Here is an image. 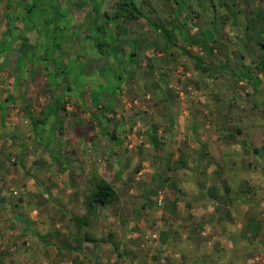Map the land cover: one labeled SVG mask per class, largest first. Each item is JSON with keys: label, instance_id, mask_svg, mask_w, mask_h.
<instances>
[{"label": "rangeland", "instance_id": "1", "mask_svg": "<svg viewBox=\"0 0 264 264\" xmlns=\"http://www.w3.org/2000/svg\"><path fill=\"white\" fill-rule=\"evenodd\" d=\"M165 1L146 0L140 7V19L128 20L121 15L119 27L108 26L114 36H120V28L127 31L125 37L120 36L121 43L118 40L114 42L115 51L123 50L115 59L118 64H114L110 47L103 50L104 55L98 53L89 37H85L86 34L93 36L94 31L88 28V24L80 25L89 22L87 14L92 16V0H25L36 4L30 22L19 17L16 0H0V20L13 29L14 35L25 33L29 42L34 44L26 59L20 60L19 68L16 67L18 52L12 47L0 55V106L3 107L0 108V194H12V209L22 205L23 220L28 224V231L23 229L25 225L19 224L12 236L0 237V256L16 253L19 257L16 264H71L74 257L81 260L82 245L78 255L74 251L58 252V246L64 241L68 243L67 239L72 242L76 233L73 221L63 219L58 213L61 205L59 194L64 191L61 187L62 173L58 170L63 157L72 162L76 159L78 164H82L81 144L90 141H97L99 147L93 152L95 160H106V154L112 152L106 151L104 143L110 140L104 138L103 130L108 128L111 131L113 122H117L116 116L127 127L123 134H119L125 154L119 149V154L113 153L126 155L133 164L127 172L131 178L118 188L119 194H146L145 198L140 195V198L129 201L130 205L135 208L140 201L146 206L147 198L151 206L143 205V208H152L156 212L153 214L155 225H151L149 213L136 215L130 224L132 228L136 227L132 229L136 236L142 234V230L144 234L149 232L142 249L148 250L147 258L156 256L153 252L160 247L157 239L161 232L159 226H164V223L171 229L176 221L175 215L168 210V203L175 196V190L169 185L174 183L176 188L181 185L177 189L182 194L180 207L183 209L188 204L183 194L188 193L181 188L186 189L187 185L196 188L195 179L199 178L198 174L193 178L183 169H165L161 164L165 163L167 155H173L170 161L173 163L180 150L192 168L195 153L200 146H205L207 157L198 159L200 166L207 167L204 191L210 184L221 185L224 180L230 187L229 194L242 190L248 194H264V150L261 154L254 151L264 145V113L260 109L264 100V68L260 67V62H264V49L257 45L258 42L264 44V33H260L264 22V0H235V5H231L229 0H211L212 6L206 0L169 1L170 6L179 11L177 23L182 35L194 34L200 29L211 30L214 25L217 41L209 43L212 55H207L199 46L188 47L182 42L164 48L163 40L152 32L147 19L168 23L173 15L165 7ZM98 2L101 11L109 15L118 12V0ZM51 5L61 16L57 14V18L53 15L51 18ZM187 18L190 20L188 23ZM4 28L0 30V40H3ZM133 40L136 54L128 64L126 61ZM182 49L207 64H224L226 68L211 73L195 71L191 59L180 53ZM240 65L249 67L260 80L255 95L250 85L232 78L231 72L238 74ZM112 71L116 76L122 75V83L113 79ZM111 86H119L113 97H110ZM76 89H80L78 97L74 96ZM55 95L62 97L63 108L58 111L60 119L54 127L58 132L57 141L48 143L50 153L37 142V137L34 138L28 116L43 119L44 108ZM7 97L10 100L5 101ZM94 115L98 118L94 119ZM176 117H180L179 123ZM52 119L48 118L46 125L40 126H51ZM152 125L158 129L156 136L162 143L157 148L147 141ZM51 154L55 155V161L50 158ZM234 159L238 166H233ZM239 166L247 169L242 173L246 178H256L255 183L246 179L237 183L239 179L231 175L238 171ZM138 167L139 170H135ZM254 171L256 173L251 174ZM154 172L157 177H166L163 184H158V178L152 175ZM176 172L183 176L177 179ZM227 175L234 182L228 183ZM159 190L164 196L161 207L154 205V197ZM44 195L50 196L49 201L46 202ZM200 205L206 206L197 203ZM113 210L116 215L119 208L113 207ZM165 212L172 220L164 216ZM258 212L264 213V204L259 206ZM11 217L13 215L10 214L0 217V223L14 224ZM90 217L97 237L105 238L106 234L114 238L118 236L119 233H109V229L96 223L97 218ZM205 218L204 222L208 221ZM64 230L70 232L66 238ZM47 233L51 237L41 240L40 237ZM151 238L154 243L150 242ZM256 254L254 264H264L262 253ZM256 256L260 257L257 262ZM152 261L150 264H159L158 260ZM86 263L92 264L93 260L87 259Z\"/></svg>", "mask_w": 264, "mask_h": 264}, {"label": "crops", "instance_id": "2", "mask_svg": "<svg viewBox=\"0 0 264 264\" xmlns=\"http://www.w3.org/2000/svg\"><path fill=\"white\" fill-rule=\"evenodd\" d=\"M3 32L4 30L2 31V33ZM11 32L12 35L14 36L13 29H11ZM20 34H23L28 39L25 33H20ZM2 41L3 40H0V45ZM11 47L15 50V45ZM20 57H21L20 54H18L16 67H18L19 65L18 61ZM64 93H66V91ZM252 93L254 94V90ZM74 96L77 97L80 96V89L75 90ZM61 98L62 97L58 95L53 96L51 102L45 106L43 113L46 114L47 111L53 112V109L58 105V104L56 105L55 101ZM8 100H10V97H7L5 101ZM27 101L28 100L26 99V102ZM25 107L28 108V106ZM0 108L2 109L3 107L0 106ZM57 115L59 117V112L57 113ZM93 118L97 119L98 117L94 115ZM179 118L180 117L175 118L178 123H179ZM115 121L117 122H113L112 127L110 128L111 131L107 128V130L105 131L106 133L103 132L104 138L110 140L104 143L106 151L112 152L109 155L106 154L107 156L106 160L102 162L95 160L97 158L94 157L93 152H96L97 148L99 147L97 141L96 142L90 141L87 144L86 143L81 144L84 155V162L82 164H78L76 159H74L73 162L71 161V163H69L68 160L67 163L66 158L68 157L65 158L63 157L61 159L62 160L61 169L58 170L60 173H62L61 187L64 190L63 194H59V196L61 197L60 198L61 205L59 206V212H58L59 215L61 214L63 219H67L69 222L72 217L71 215H73L74 217L75 216L83 217V218L86 217L89 223L86 226L85 231L88 232L89 229V233L92 236V238L96 239L94 242L92 241L90 243H82L81 251H83V253H81L82 255L79 254L81 256L80 257L81 260L86 259L85 260L86 262L87 259H91L93 260V263L96 262L97 264L100 263L150 264L153 262L152 260H158L157 263L159 264H254L253 257L257 255L256 253H260V254L262 253V255L264 256V223H263L262 233L255 238L250 237L247 232L245 233V226H244L246 222L245 215L249 212L251 208L250 207L251 204H258L257 207L259 209V206L264 204V194H240L241 192L239 191L233 194H228L229 197L231 198L236 197V198L235 201L231 203V205L226 207L229 211L230 219L225 220V219H217L214 213V207L216 205L215 202H212L208 197H206L205 194H199L197 188L192 189L191 185H187L186 189L184 188L181 189L188 193L183 195H185V200L188 202L189 205L186 203L183 209L180 207V205L182 204V200H181L182 194H179L178 201L176 203V211L174 214L175 217H173L175 218L174 220H176L175 224L171 229L168 226H165L164 223H163L164 226H159L161 232L160 235L157 234L158 235L157 239L160 240V247H157L156 251L153 252L156 256L147 258L148 250L145 251L142 249L144 247L143 241L146 242L147 241L146 238H148L150 234L149 232L144 234V231L142 230L141 231L142 234H138L139 236H136V234L135 233L133 234L132 231V229L134 228L136 229V227L133 226L132 228L130 224L132 220L134 221L136 215H140L144 213L146 215L151 214L150 216H148V218L151 221V225H155L153 214H155L156 212L155 209L153 210L152 208H148V209H145V207L143 208L144 202L138 201V206L135 208L133 207V205H130L129 201H131L132 199L140 198L141 194H119L118 188L124 186V184L127 181H129L131 178L127 172L129 168L133 166V164H130L129 158H127L126 155L116 156L113 153V152H117L119 149V151L122 150L121 152L125 154V148H121L123 147V139L121 138L120 135L123 134L122 133L123 129L127 128L126 124H124V121L122 122L118 116L115 117ZM173 125L175 126V124ZM192 125L193 124L190 123L191 127ZM53 126L54 125L51 123V126H47L46 129V128H42L39 125L38 133L33 129L32 125L30 126V128L33 136L35 134H38L39 137L43 135L44 138H41L42 136L38 139L34 137L39 143V141L41 142L44 139H47L45 138L46 137L45 135H48L49 132H46V130L51 128L54 129ZM177 127L178 126L174 128L175 130L173 129V133H175ZM108 131L110 132L115 131L114 139H109L108 134L110 132ZM57 134L58 132L54 130L53 139H51L50 141L56 143ZM92 144H94V147H91ZM74 145L75 144H73L72 146ZM261 147L262 146L259 147V150L261 149ZM94 148L96 151H94ZM46 150L47 152H51L49 145L46 146ZM118 152L116 154H119ZM225 153L226 151L223 152V154ZM54 156H55L54 154H51L50 158H52L53 160ZM176 157L177 154H175L174 158L176 159ZM235 160L236 159L233 160L234 163L233 166H238L239 164L237 165L236 164L237 162ZM164 164L165 163L163 162L161 165ZM242 164L244 165V162ZM241 167L239 166L238 169L239 172L235 170L234 171L235 174L231 175L232 177L235 176L237 177V179H239L237 183H240L241 179H246L251 183H255L256 178L251 179V176L246 178L245 175H242V173L246 172L247 169H245L244 166ZM72 170L73 172H71ZM176 173L175 175L177 179L178 177L180 179V177L183 176L181 173H177V174ZM255 173L256 171H254V173L251 174H255ZM138 174L139 172L137 173V175ZM91 175H98L99 177L104 179L113 187L114 191L116 192L118 200L113 204L114 206L110 205V206L100 207L96 211L97 215L95 216V218L98 219L97 221H95L96 223H101L102 226L110 230L107 232L119 233L117 234L118 236H116V238H114L113 235L112 237H109L110 236L109 234L108 235L106 234L105 238H103V236L97 237V235L93 231L92 219L90 215H88L85 212L83 202L85 195L87 193V189L90 186L89 179ZM152 175L156 176L155 172L152 173ZM231 176L227 175L226 177L228 183L230 181L234 182ZM157 178H158L157 179L158 182H160L158 184H163L164 179L166 177L159 176ZM180 186L181 185L178 184L177 188L179 189ZM130 192H132V189ZM252 192L253 191L251 190V193ZM141 196H143L144 198L147 197L146 194H143ZM11 197L12 194H0V217L2 216L5 217L10 214L11 216L13 215V218L12 217L11 218L12 221H14V224L0 223V237L3 235L12 236L13 232H16L15 230H17L19 224L25 225L23 229L25 231H28L27 230L28 224L27 223L25 224L23 220L24 219L23 215H25V213L23 212L24 207L22 205L20 206L17 205L16 208L13 210L12 209L13 207H11L12 206ZM43 197L46 198V202L49 201L50 199V196L48 195H44ZM156 198H157V194L154 197L155 199L154 205L156 202ZM163 202H164V196H163ZM197 203H203L206 206L204 205L197 206ZM111 206L119 208L118 213L116 215H115V210L111 211V209L113 208ZM128 215L130 217H128ZM183 215L186 216L183 217ZM119 216H121V219H119ZM164 216L166 218L169 217V219H171L170 215L167 212H165ZM261 216L264 219V213H261ZM205 217L208 218V221L204 222ZM199 221L203 222L201 229H198V227L194 226V224L196 223L197 225V222ZM191 222H192V226H194L192 227V229H191ZM191 231L195 233L192 234ZM68 233H70L69 230L67 231L64 230L65 238L68 237ZM67 241L70 246L72 245L74 247L76 245L75 239L72 242L69 239H67ZM150 242L154 243V239L151 238ZM66 245L67 243L66 241H64L63 244H61V246H58V251L60 250V252H66L64 250L66 248ZM117 245L121 247V250H118V254L119 252H121L120 253L121 257L118 254H116L115 250H113ZM151 250L149 252H152ZM12 254L13 255L9 254V256H0V264H16L17 259H19V257L17 256L16 253H12ZM75 254L78 255V252H75ZM263 256H261V258ZM259 258H260L259 256L258 257L256 256L257 259L256 262L258 261Z\"/></svg>", "mask_w": 264, "mask_h": 264}, {"label": "trees", "instance_id": "3", "mask_svg": "<svg viewBox=\"0 0 264 264\" xmlns=\"http://www.w3.org/2000/svg\"><path fill=\"white\" fill-rule=\"evenodd\" d=\"M17 2H15V6L18 8V13H19V17H22L26 22H30L31 21V16L33 14V9L35 7V2H31L32 4H29L27 2H25V0H16ZM35 1V0H33ZM49 2H52V0H48ZM169 1L172 2V0H166L165 1V7L167 8V10L173 15V17L171 18V20L166 23V24H161V23H155L152 22L151 20L147 19V23L149 24L152 32L156 35H158V37H160L163 40V44H164V48H170L174 45V43L176 42H182L184 43L186 46L188 47H193V46H199L202 50H204V52L207 55H212V48L211 46H209V43H216L217 39L215 37L214 34V25L212 27L211 30H203L200 29L198 30L196 33L194 34H184L182 35V31L180 29V26L177 23V18L179 16V11L177 10V8H173L172 6H170ZM176 3L178 2V0H174ZM146 2V0H118V2L116 3V8L118 10V12H116L113 15H109L107 14L105 11H101V4L98 2V0H92V7H91V11H92V16H89V14H87L88 16V20L89 22H85L84 24H80V25H85L88 24V28H92V30L94 31V35H88L86 34L85 37H89L91 44L94 48L98 49V53L104 55L103 51L106 48L111 49V55L114 60L117 59V55L119 52L123 51L122 48L118 49V52L115 51L117 49V47H115V41L116 40H120V36L123 35V37H125L127 35V31L123 28H120V36H114L112 33V30L109 29V25H113L114 27H119L118 26V18L123 15L126 19L128 20H137L140 19L142 17V13L140 11V7L141 5H143ZM206 2L212 6L211 4V0H206ZM229 2L231 3V5H235V0H229ZM181 3H183L181 1ZM50 9H52V14H51V18L53 15V18L56 17L57 18V14L59 16H61V13L58 12L57 8L54 6H50ZM88 13V12H87ZM262 19H264V17H262ZM50 22L51 19L49 20ZM188 23L190 20L187 18L186 20ZM79 25V26H80ZM5 27V28H4ZM2 28H4V32L2 33L3 35V41L1 43V48H0V55H2L5 51H7V49L13 45H15V50L18 52V54H20V60H24L26 59V56L28 53H31V50L34 47V44H31L28 39L23 35V34H19V35H12L11 29H9V25H6L4 21L0 20V30H2ZM92 30H89L90 32ZM92 31V34H93ZM260 33H264V22L260 28ZM120 42V41H119ZM10 43V44H9ZM121 43V42H120ZM121 45V44H120ZM257 45L261 48L264 49V44L262 42H258ZM113 48V50H112ZM130 53L128 54V59L126 61V63L131 64L133 61V57L136 54V43L133 40V42L131 43V49H130ZM180 53L182 55H186L187 57H189L193 63V69L195 71H199V72H208L211 73L213 71H218V70H224L226 68V66H224V64H219L217 66H213L210 64L205 63L201 58L197 57V56H193L189 53H187L184 49L180 50ZM106 54V53H105ZM117 63L118 64V60H115L114 64ZM19 64V63H18ZM112 67V65H111ZM260 67L264 68V62H260ZM19 68V65H18ZM239 69V73L235 74L233 72L232 73V78H235L237 81L240 82H245V84L250 85L253 90H254V95L257 93L258 91V86L260 84V80L255 77L250 68L246 67L244 65H240L238 67ZM112 77L113 79L116 78L117 81H119V83H122L123 79H122V75H115V73H113L112 71ZM74 83V82H72ZM118 83V84H119ZM110 85H113L111 83H109ZM119 89V86H111V91H110V97H113L115 92ZM92 93H95V91H93ZM97 93V92H96ZM98 95L100 96V91L98 93ZM63 100L61 99H57V101H55L56 103V107L53 109V112H49L47 111L44 118L43 119H39V118H33L28 116V119L33 127V129L35 131H37L38 133V127L39 125L45 126L46 125V121L48 120L49 117H53V121L52 124L54 125L53 127H55L58 124L59 121V117L57 115L58 111L60 109L63 108V104H62ZM62 105V106H61ZM260 109L262 111V113H264V100L260 105ZM28 113V112H27ZM28 115V114H27ZM169 121H171L170 117L168 118ZM47 129V128H46ZM157 128L152 125L150 126V131L148 132V142L154 146L155 148L160 147L161 146V142L159 141V139L156 136L157 133ZM104 133H106V130H103ZM46 132H49V134L45 137L47 139H44L43 141H39V143L41 145H43L45 148L48 145V143L50 142L51 139H53V132L54 129H48L46 130ZM35 138L37 137L38 139V134L34 135ZM109 139H114L115 137V131L110 132L108 134ZM42 138V137H41ZM241 146L242 143H241ZM91 147H94V144L91 145ZM264 150V145L261 147L260 150H254L256 153L261 154L262 151ZM96 151V150H94ZM246 151V150H245ZM51 153V152H50ZM208 155V152L206 150L205 146H200V150L197 151L195 153V159H194V166L191 168L189 167L187 160H186V156L183 152H181L179 150V156L173 161V163H170L171 158L173 155H167V158H165V164H164V168L165 169H169L171 168H175V169H183L186 170L187 172H189V174L194 178L197 174L199 175L198 179H195V184H196V188L199 194H205L206 197H208L212 202H215L216 205L214 207V213L217 217V219H230V214L228 209L226 208L227 206L231 205V203H233L235 201V198H231L229 197V188L226 183L224 182V180L222 181L221 185H216L214 183L210 184V186H208L205 191L203 190V183L204 180L206 179L205 173H206V166H200L198 163V159L201 160L203 158H206ZM55 158V157H54ZM53 158V161H55V159ZM66 161L68 163V158H66ZM69 163H71V161L69 160ZM172 166H171V165ZM201 167V169H200ZM135 170H139L138 168H135ZM203 179V181H202ZM89 188L87 189V193L85 195L84 198V202H83V206L85 208V212L90 215V216H96L97 213L96 211L103 206H110L113 205L115 202H117V195L116 192L114 191L113 187L106 182L104 179H102L101 177H99L98 175H91L90 179H89ZM203 187V189H202ZM170 189H174V198L171 199V201L168 203V210L172 213V215L175 214L176 211V203L178 201V195L180 194L179 190L176 188V186L174 185V183H171L169 185ZM160 191V190H159ZM240 194H248V192L246 190H242L240 191ZM239 194V193H238ZM157 200V198H156ZM146 206H151V201L146 199ZM156 203V202H155ZM248 203V202H246ZM258 204H251V208L249 210V212L245 215L246 217V222L244 224L245 226V233L247 232L249 234L250 237H257L259 234L262 233V228H263V223H264V219L261 216V212H258ZM71 220L73 221V228L75 230V235H74V239H75V243L76 245L74 247L70 246L68 243L66 245V248L64 249L65 251H74V252H78L81 248L82 243H90V242H94L96 239L92 238V236L89 234V232L84 231L83 232V227H86L88 225V220L86 219V217H71ZM203 225V222L199 221L196 224H194L195 227H198V229H201ZM191 225V229L192 227H194ZM58 234V233H57ZM244 234V231H243ZM111 236V235H110ZM51 234L47 233L44 236H41L40 239H46V238H50ZM73 239V240H74ZM98 241V240H97ZM104 243V242H103ZM115 250L116 254H118V250H121L120 246H115V248L113 249ZM60 252V250L58 251ZM121 252H119V256L121 257ZM83 259V260H79L78 257H74V259L71 260V264H87ZM92 264H97L96 262L92 263Z\"/></svg>", "mask_w": 264, "mask_h": 264}, {"label": "built area", "instance_id": "4", "mask_svg": "<svg viewBox=\"0 0 264 264\" xmlns=\"http://www.w3.org/2000/svg\"><path fill=\"white\" fill-rule=\"evenodd\" d=\"M163 204V196H162V193L161 191H158V194H157V200H156V205L158 207H161Z\"/></svg>", "mask_w": 264, "mask_h": 264}]
</instances>
